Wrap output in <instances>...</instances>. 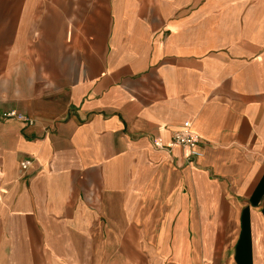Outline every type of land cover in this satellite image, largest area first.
<instances>
[{
	"label": "crops",
	"instance_id": "crops-1",
	"mask_svg": "<svg viewBox=\"0 0 264 264\" xmlns=\"http://www.w3.org/2000/svg\"><path fill=\"white\" fill-rule=\"evenodd\" d=\"M0 264H264V0H0Z\"/></svg>",
	"mask_w": 264,
	"mask_h": 264
},
{
	"label": "built area",
	"instance_id": "built-area-1",
	"mask_svg": "<svg viewBox=\"0 0 264 264\" xmlns=\"http://www.w3.org/2000/svg\"><path fill=\"white\" fill-rule=\"evenodd\" d=\"M14 112L10 113V116H13ZM198 141V136L191 131L188 127H180L177 130L173 131L170 142L167 145H164L159 139H152V145L156 148L166 146L171 148L173 146H180L182 148L189 149L187 156L195 155L194 147ZM31 163L30 159H25L20 162L21 169H26Z\"/></svg>",
	"mask_w": 264,
	"mask_h": 264
}]
</instances>
